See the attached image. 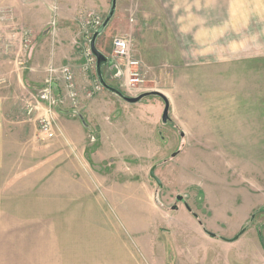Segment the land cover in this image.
I'll return each instance as SVG.
<instances>
[{
    "label": "rangeland",
    "instance_id": "374dc122",
    "mask_svg": "<svg viewBox=\"0 0 264 264\" xmlns=\"http://www.w3.org/2000/svg\"><path fill=\"white\" fill-rule=\"evenodd\" d=\"M34 1L0 0V90L17 107L14 120L27 123L16 134L34 138L28 174L42 169L46 153L53 165L56 142L81 147V163L62 165L58 183L50 176L60 193H0V264H264V130L251 119L264 111V58L236 64L251 56L221 51L236 39L208 42L195 0H117L96 42L107 58L103 78L130 98L163 94L170 104L164 124L160 97L131 105L100 85L96 59L85 66L112 0ZM57 17L73 54L54 67L72 69L80 100L75 108L54 77L51 140L38 129L51 76L45 69L41 86L29 81L32 44L26 47L24 37L52 33ZM45 20L51 26L39 28ZM116 39L130 41L128 60L139 61L138 69L118 57ZM132 71L143 80L134 87ZM60 110L83 130L66 124L60 134ZM153 167L162 188L150 176ZM17 169L13 163L6 175ZM243 230L238 241L224 240Z\"/></svg>",
    "mask_w": 264,
    "mask_h": 264
},
{
    "label": "crops",
    "instance_id": "0c3cea01",
    "mask_svg": "<svg viewBox=\"0 0 264 264\" xmlns=\"http://www.w3.org/2000/svg\"><path fill=\"white\" fill-rule=\"evenodd\" d=\"M38 1L41 2L43 0H35L34 2L37 3ZM195 1V4L201 7L200 11L202 10V12L205 13V17L201 21L205 22V38L208 42L212 41L211 43H213L215 42V39L221 40L223 38L226 40L236 39L228 41L229 43L226 42L227 45L223 46L225 48L221 49L222 52H226L227 54L251 55L245 58L236 59V64L243 61L264 58V43H257L258 39L264 40V0ZM29 4L31 5L33 2H30ZM55 20L56 24L54 22L52 25L54 26L55 24L52 33L48 34L46 31H43L42 33L36 32L33 38L31 36L32 47L30 53L26 57V63H28V67L34 72L29 81L32 84H38V86H41L45 81L43 79V76H45L43 74L45 69L48 70L50 66L57 67L62 64L65 59H69L73 54V48L64 44V36L60 33V30H63L65 23L60 18L58 19V17ZM45 21V23L43 21L41 25H38L39 28L46 24L51 26L52 23H50V21ZM39 28H36L35 30H38ZM253 43L256 44L252 47ZM54 92H56L55 88ZM262 97L261 103H264V95H262ZM12 104L13 101L11 100L10 94L3 92L1 89L0 193H60V191L55 189V184L49 183L50 176L55 174L54 177L57 178L55 181L58 183L61 180L59 174L64 170V168L61 167L62 165L67 161H69L71 166L81 163L79 151L81 150V147H76L74 143H54L58 154L55 155L56 159L53 160V165L51 166V163L48 162V153H46L47 162L45 161L46 163H42V169L36 173L30 172L28 174L27 166H33L34 151L37 150V147L34 140H32L34 138L31 137L28 141L26 139L24 140V136L23 138H19V135L16 134L19 125L27 126V123H24L26 121L19 123L17 120H14L18 115V111L17 107ZM77 112L78 111L75 113ZM70 114L71 113H69L68 110L57 111L56 115L59 117V125L61 127V129L58 127L60 134L65 133L66 124L74 127L77 126L78 129L83 130L80 122L78 123L76 120H70ZM251 116L253 117L251 118L252 120L260 119V121H256V127L263 131L264 111H256ZM32 124L34 128L38 127L36 124ZM39 137L41 138L42 135L39 134ZM76 150L79 151L78 156L76 155L77 153H75ZM27 160H29V164H27ZM13 163L21 165V170L19 171V169H17L15 175L7 176L6 174ZM34 183L37 185L35 186ZM39 184L40 186H38ZM73 189L76 188L73 187Z\"/></svg>",
    "mask_w": 264,
    "mask_h": 264
},
{
    "label": "built area",
    "instance_id": "2783aa9c",
    "mask_svg": "<svg viewBox=\"0 0 264 264\" xmlns=\"http://www.w3.org/2000/svg\"><path fill=\"white\" fill-rule=\"evenodd\" d=\"M30 33H26L24 37V42L29 47L32 43ZM115 52L121 59L127 61L129 69H138L140 66L139 61L128 60L130 55L131 44L130 41L126 39H116L114 41ZM87 57V62L85 64L86 67H89L93 62H95V57L93 56L90 48L85 52ZM88 70V69H85ZM49 74L51 79L48 81L46 85V89H44V93L42 95V99L46 102L47 114L39 117V131L40 135L44 136L47 139H54L56 137V131L53 126L52 116L54 115V109L57 105L56 101L51 96V92L54 93V84L55 82H59L54 80V77L59 76L58 80L61 79L62 86L64 91L66 92V98L72 103V105L76 108L79 105L80 95L77 89V85L74 79V72L69 66H61L59 68H55L54 66L49 67ZM120 74V73H119ZM128 85L134 87L136 84L143 82L140 74L138 72H131L128 74ZM33 107H28L27 112L29 115L33 112Z\"/></svg>",
    "mask_w": 264,
    "mask_h": 264
},
{
    "label": "water",
    "instance_id": "95a60500",
    "mask_svg": "<svg viewBox=\"0 0 264 264\" xmlns=\"http://www.w3.org/2000/svg\"><path fill=\"white\" fill-rule=\"evenodd\" d=\"M116 6H117V0H112V7H111V10H110V13H109V16L107 17V19L104 21L103 25L100 27V29L94 34V36L92 37L91 39V42H90V50L93 54V56L95 57L96 59V73H97V77H98V81L100 83V85L114 93L115 95H117L118 97H120L121 99H123L125 102L131 104V105H134V104H138L140 103L142 100H144L145 98H148V97H151V96H154V97H160L164 103H165V110H164V114H163V118H162V121L164 124H166L169 120V109H170V104H169V101L167 100V98L159 93V92H150V93H145V94H142L138 97H135V98H130V97H127L125 95H123V93L117 89H114L112 88L111 86H109L104 78H103V75H102V68L103 66L106 64L107 62V58L97 49L96 47V42H97V39L99 37L100 34L103 33V31L106 29V27L108 26V24L110 23L112 17L114 16L115 12H116ZM176 157V154L173 155V158ZM156 172V167H153L151 172H150V176L151 178L157 183V185L159 186V188H162L163 187V184L161 183V181L158 179V177L156 176L155 174ZM177 202L178 203H183L186 207V209L191 212V208L190 206L187 204V202L185 201L184 197L183 196H178L177 197ZM173 210H177L178 209V206H174L172 208ZM195 218H197V215H194ZM246 232V230H243L238 236H236L234 239L232 240H226L224 239L225 241L227 242H236L240 239V237ZM210 237L212 238H215L216 235L213 234V233H209V232H206Z\"/></svg>",
    "mask_w": 264,
    "mask_h": 264
}]
</instances>
